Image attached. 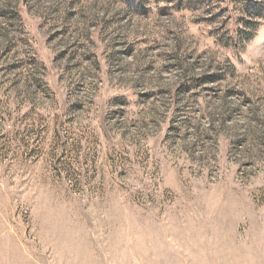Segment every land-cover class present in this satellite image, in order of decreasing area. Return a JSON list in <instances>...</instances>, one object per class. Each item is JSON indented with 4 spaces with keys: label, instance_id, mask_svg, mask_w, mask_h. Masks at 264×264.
<instances>
[{
    "label": "rangeland",
    "instance_id": "rangeland-1",
    "mask_svg": "<svg viewBox=\"0 0 264 264\" xmlns=\"http://www.w3.org/2000/svg\"><path fill=\"white\" fill-rule=\"evenodd\" d=\"M0 264H264V0H0Z\"/></svg>",
    "mask_w": 264,
    "mask_h": 264
}]
</instances>
